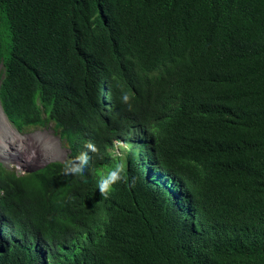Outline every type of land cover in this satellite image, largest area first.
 I'll list each match as a JSON object with an SVG mask.
<instances>
[{
	"label": "trees",
	"instance_id": "16d2710c",
	"mask_svg": "<svg viewBox=\"0 0 264 264\" xmlns=\"http://www.w3.org/2000/svg\"><path fill=\"white\" fill-rule=\"evenodd\" d=\"M1 19L2 111L54 122L69 159L0 165V264H264V0H0Z\"/></svg>",
	"mask_w": 264,
	"mask_h": 264
},
{
	"label": "rangeland",
	"instance_id": "374dc122",
	"mask_svg": "<svg viewBox=\"0 0 264 264\" xmlns=\"http://www.w3.org/2000/svg\"><path fill=\"white\" fill-rule=\"evenodd\" d=\"M7 31L0 20V85L4 77L3 58L6 52ZM135 139H131L130 143ZM40 144L47 146L41 151ZM114 158H121L128 151L126 144H115ZM69 159V148L60 129L52 121L43 125L25 126L19 132L8 121L0 105V165L16 174L40 170L49 163H63ZM102 174H105L103 170Z\"/></svg>",
	"mask_w": 264,
	"mask_h": 264
},
{
	"label": "clouds",
	"instance_id": "9594fccd",
	"mask_svg": "<svg viewBox=\"0 0 264 264\" xmlns=\"http://www.w3.org/2000/svg\"><path fill=\"white\" fill-rule=\"evenodd\" d=\"M124 100L127 101L128 97L124 96ZM87 147L91 149L93 152L97 151V149L92 145L88 144ZM41 151H47V146L40 144ZM77 160L79 163H69L65 166V174H80L83 171L84 166L87 165L89 157L87 154H81ZM123 172V166L117 165L114 170L110 171L106 177H101L98 187L101 196L107 198V193L110 190V187L116 182L122 179L121 173Z\"/></svg>",
	"mask_w": 264,
	"mask_h": 264
}]
</instances>
